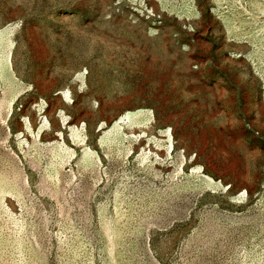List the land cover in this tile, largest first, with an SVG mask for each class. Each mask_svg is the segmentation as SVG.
<instances>
[{
    "label": "rangeland",
    "instance_id": "rangeland-1",
    "mask_svg": "<svg viewBox=\"0 0 264 264\" xmlns=\"http://www.w3.org/2000/svg\"><path fill=\"white\" fill-rule=\"evenodd\" d=\"M0 264H264V0H0Z\"/></svg>",
    "mask_w": 264,
    "mask_h": 264
},
{
    "label": "bare ground",
    "instance_id": "bare-ground-1",
    "mask_svg": "<svg viewBox=\"0 0 264 264\" xmlns=\"http://www.w3.org/2000/svg\"><path fill=\"white\" fill-rule=\"evenodd\" d=\"M133 117H135L134 114H130V115L123 117L122 119H120L121 120L120 123H116V125L114 127H120L121 123H125L126 121L133 119Z\"/></svg>",
    "mask_w": 264,
    "mask_h": 264
}]
</instances>
